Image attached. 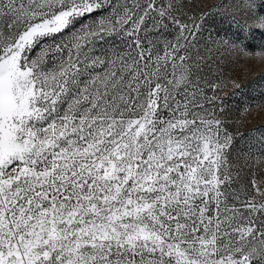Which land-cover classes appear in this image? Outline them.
<instances>
[{"label":"snow or ice","instance_id":"6c2138e0","mask_svg":"<svg viewBox=\"0 0 264 264\" xmlns=\"http://www.w3.org/2000/svg\"><path fill=\"white\" fill-rule=\"evenodd\" d=\"M0 264H264V0H0Z\"/></svg>","mask_w":264,"mask_h":264}]
</instances>
